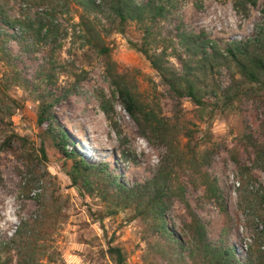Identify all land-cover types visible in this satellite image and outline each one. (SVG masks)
I'll return each instance as SVG.
<instances>
[{
    "label": "rangeland",
    "instance_id": "1",
    "mask_svg": "<svg viewBox=\"0 0 264 264\" xmlns=\"http://www.w3.org/2000/svg\"><path fill=\"white\" fill-rule=\"evenodd\" d=\"M235 1L239 3L233 8ZM261 1L251 7L241 0H174L169 16L155 26L161 36L171 39L166 41L170 44L165 56L168 65L179 68L169 53L173 47L181 51L172 37L176 28L202 32L221 45L243 40L251 36L259 20ZM0 6L6 18L0 25V101L8 96L22 104L4 119L19 135L34 146L39 143L34 88L56 94L72 90L53 112L79 154L91 163L106 162L125 184L148 179L162 151L138 133L118 103L104 76V56L99 52V48H107L113 67L124 75L125 87L136 101L157 104L160 114L177 130L179 149L185 131L206 141L197 148L199 152L208 146L216 148L206 170L224 196L229 215L226 225L217 209L201 197L200 189L186 182V171L176 172V185L204 224L208 239L218 242L226 238L240 260L256 255L264 258V174L253 160L247 140L251 136L264 148V93L242 100L229 113L216 115L215 111L202 135L209 110L199 111L186 97L175 104L168 96L156 72L134 48L142 27L136 21L127 19L119 25L105 3L97 11L83 9L76 0H0ZM150 50L158 52L160 47ZM219 64L216 60L207 76L205 95L217 105L231 76L236 77L232 69ZM100 92L107 113L99 107ZM244 124L251 131L242 136ZM2 129L0 126V139ZM43 146L47 160L36 167L40 180L29 173L30 168L25 171L17 156L0 152V264H16L17 251L29 255V264H113L105 252L107 246L120 249L123 264H154L144 239L149 221L134 217L129 209L106 215L110 205L71 186L64 174L66 161L47 140ZM233 146L238 165L226 152ZM20 176L28 182L26 193L21 192ZM41 204L46 207L45 222L24 225L14 236L19 221L39 213ZM165 218L174 231L183 232L181 222L187 216L180 201L169 204Z\"/></svg>",
    "mask_w": 264,
    "mask_h": 264
},
{
    "label": "trees",
    "instance_id": "2",
    "mask_svg": "<svg viewBox=\"0 0 264 264\" xmlns=\"http://www.w3.org/2000/svg\"><path fill=\"white\" fill-rule=\"evenodd\" d=\"M76 1L83 9L89 11H97L105 3L109 11L117 17L119 25L129 19L142 26L140 42L134 45V48L156 72L168 96L175 100V104H178L179 98L186 97L199 111L209 110L202 135L206 134L208 129L206 125L215 111L216 115L229 113L242 100L256 98L257 94L264 93V0L258 9L259 20L254 23L251 36L243 40H232L221 45L207 38L202 32L195 33L176 28L172 37L177 39L181 51L173 47L169 53L177 61L178 69L168 65L165 58L166 48L170 45L166 41L171 39H168V36H161L155 27L169 16L170 6H173L174 0H140L138 3H134L133 0ZM241 1L251 7L256 5V0ZM238 3L235 1L233 8H236ZM5 21L4 11L0 6V25ZM152 46H159L160 50L151 52ZM99 52L104 56V76L116 94L118 103L133 121L138 133L162 151L152 175L142 182L125 184L106 162L91 163L79 154L53 112V107L72 90L58 94L38 87L32 90L36 101L34 124L39 129L37 146H34L26 136L19 135L9 120H4L14 111L20 110L22 104L14 98L3 96L0 101L2 106L0 126L3 128L0 152L8 151L17 156L25 171L30 168L29 173L40 180L41 174L36 167L38 164H45L47 160L43 146L47 140L66 161L64 174L70 185L82 194L95 196L101 202L109 204L110 208L106 215L113 214L118 209H129L134 217L149 221L146 222L147 236L144 239L153 253L154 264H264L262 255H256L254 258L247 256L240 260L233 246L226 242V238L218 242L209 240L204 224L190 208L182 189L176 185V172L183 169L186 171L184 172L186 182L200 189L201 197L217 209L223 225H226L229 215L224 196L216 179L206 170L210 157L217 153L216 148L208 146L199 152L197 148L206 141H199L191 132L185 131L181 134L185 139L183 150L179 149L177 130L172 128L168 118L160 114L157 104L150 106L137 102L125 87L124 75L113 67L107 48H99ZM216 60L219 65L232 69L236 75L231 76L230 82L221 91L218 97L219 105L205 98L209 86L207 76ZM213 95L216 96L215 93ZM104 104L105 97L100 92L99 107L107 113ZM242 128V136L251 131L245 124ZM247 140L249 151L253 153V160L264 174V148L252 140L251 136H248ZM226 152L231 161L238 165L234 156L236 147L227 148ZM20 178L21 192L26 193L28 182L22 176ZM175 199L182 203L187 216V221L181 222L182 233H177L168 226L165 218L167 207ZM262 201L264 202V194ZM45 213L46 207L41 204L39 213L19 221L20 224L15 228L13 235L15 236L24 225L45 222ZM98 219H101V214ZM105 252L111 257L113 264H123L124 258L118 247L107 246ZM24 254L16 252V264L31 262L29 255Z\"/></svg>",
    "mask_w": 264,
    "mask_h": 264
}]
</instances>
